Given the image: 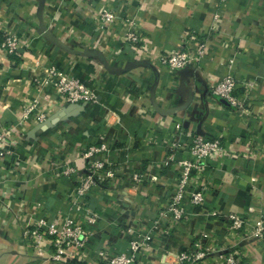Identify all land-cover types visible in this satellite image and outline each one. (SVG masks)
I'll return each mask as SVG.
<instances>
[{"label": "crops", "instance_id": "0c3cea01", "mask_svg": "<svg viewBox=\"0 0 264 264\" xmlns=\"http://www.w3.org/2000/svg\"><path fill=\"white\" fill-rule=\"evenodd\" d=\"M103 7L135 19L149 50L134 54L120 20L102 29ZM187 31L204 36L206 54L173 71L156 55L182 47ZM3 32H16L23 42L20 58L0 48V130L10 128L15 140L0 159V264H62L49 247L37 254L24 230L43 218L63 222L91 211L97 221L73 264H98L101 250L129 253L130 240L148 233L153 249L137 264H173L176 253L205 234L216 248L238 249L240 264H264V248L229 236L226 218L235 213L255 221L264 210V0H0ZM38 62L63 68L92 87L97 100L65 103ZM228 74L257 82L246 109L212 94ZM34 101L23 126L24 108ZM194 134L222 136L248 156L224 167L211 162L203 207L186 195L185 217L157 230L154 220L177 188L171 143L181 144L176 158L190 156L186 146ZM101 144L116 175L90 190L88 208L77 210L78 179L89 171L83 152ZM66 166L76 172L63 175ZM136 172L144 175L138 188L132 186ZM218 263L217 254L205 262Z\"/></svg>", "mask_w": 264, "mask_h": 264}, {"label": "built area", "instance_id": "2783aa9c", "mask_svg": "<svg viewBox=\"0 0 264 264\" xmlns=\"http://www.w3.org/2000/svg\"><path fill=\"white\" fill-rule=\"evenodd\" d=\"M102 29H108L117 21L128 26L124 35V41L133 50L135 55H139L149 50L146 37L134 27L135 19L130 20L126 16H120L115 10L103 7L98 14ZM22 36L16 32H3L0 34V48L6 50L10 55L20 58L22 56L21 45ZM206 40L204 36L187 31L183 34V45L176 51L170 53H160L156 55L158 61L173 71H180L197 64L206 54ZM43 72L53 80L54 86L65 103L81 104L94 102L97 100L95 90L82 82L80 79L67 73L63 68L54 64L46 65L37 63ZM240 86L243 92L240 95ZM257 86L255 81L240 82L234 75L228 74L221 78L211 88V92L217 98L226 101L232 108L246 109L249 105L250 93ZM34 101L24 108L22 120L24 123L29 118L31 112L36 108ZM39 125L44 124L46 114H37ZM10 128L0 130V159L10 154L14 148L15 140L12 138ZM190 156L184 154L176 158V152L181 148L179 141L171 143L173 155L169 157L178 167L176 176V192L171 196L168 205L159 211L154 220V228L163 230V227H173L185 217V207L182 202L186 195L192 205L202 208L205 202L204 191L207 188L204 180V172L211 162H215L218 167H224L229 160L236 159L241 155L248 156V152H240L234 145L227 142L222 136H205L194 134L186 146ZM105 144L91 145L83 152L84 158L88 162L89 171L80 175L78 188L75 194L73 206L77 210L88 208L86 200L87 194L94 187L102 185L106 180L113 179L115 172L107 168L104 161ZM102 154V158H95ZM76 172L71 166H66L62 171L63 175ZM144 181V175L136 172L132 175V186L139 187ZM250 212H255L256 208L249 207ZM98 215L91 211L83 218L67 217L63 222L58 217L43 218L24 230V236L31 240L34 251L43 254L44 250L51 249L52 260L62 264H69L75 260L81 248L85 245L91 235L89 226L96 223ZM230 222L229 236L242 237L243 239H253L259 247L264 248V210L260 218L251 221L248 218L231 213L226 216ZM169 228V229H170ZM167 229V228H166ZM207 235L195 239L190 247L182 249L176 253L173 264H205L206 259L217 254L218 264H240V252L238 249L229 247L216 248L206 241ZM153 237L151 234L138 235L130 240V252L119 254H108L105 250L99 252L100 262L98 264H137L138 257L147 256L152 249Z\"/></svg>", "mask_w": 264, "mask_h": 264}, {"label": "water", "instance_id": "95a60500", "mask_svg": "<svg viewBox=\"0 0 264 264\" xmlns=\"http://www.w3.org/2000/svg\"><path fill=\"white\" fill-rule=\"evenodd\" d=\"M74 105H77V104H74ZM47 125H48V120L44 124H41L39 127L45 128V127H47Z\"/></svg>", "mask_w": 264, "mask_h": 264}, {"label": "trees", "instance_id": "16d2710c", "mask_svg": "<svg viewBox=\"0 0 264 264\" xmlns=\"http://www.w3.org/2000/svg\"><path fill=\"white\" fill-rule=\"evenodd\" d=\"M0 34H1V33H0ZM73 261H74V260H72V261H71V262H72V264L74 263Z\"/></svg>", "mask_w": 264, "mask_h": 264}]
</instances>
